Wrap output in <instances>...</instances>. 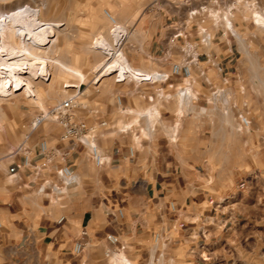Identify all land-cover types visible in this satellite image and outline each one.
<instances>
[{
  "label": "crops",
  "instance_id": "1",
  "mask_svg": "<svg viewBox=\"0 0 264 264\" xmlns=\"http://www.w3.org/2000/svg\"><path fill=\"white\" fill-rule=\"evenodd\" d=\"M152 8L166 26L160 30L145 16L137 17L134 32L149 37L130 47L157 65L144 69L170 73L181 56L168 45L170 19L158 4ZM182 84V77L160 85L115 81L100 94L86 121L108 160L94 175L101 189L82 193L79 174V183L62 197L55 215L31 212L26 197L37 195V186L28 171L13 182L2 170L0 264H264V134L252 128L238 137L224 122L183 115L180 103L156 98L158 88L174 94ZM143 126L147 135L138 130ZM150 128L155 136H149ZM135 142L147 144L148 151L131 157ZM37 196L44 207L46 202L48 208L58 205L50 195ZM157 233L162 237L158 243ZM110 235L118 245L108 241ZM77 241L86 245L79 255ZM113 248L121 253L108 256Z\"/></svg>",
  "mask_w": 264,
  "mask_h": 264
},
{
  "label": "rangeland",
  "instance_id": "2",
  "mask_svg": "<svg viewBox=\"0 0 264 264\" xmlns=\"http://www.w3.org/2000/svg\"><path fill=\"white\" fill-rule=\"evenodd\" d=\"M257 1L259 6L264 8V0ZM156 4L160 11L164 8L162 0H0V44L3 42L20 51L12 57V60H29L36 67L26 69L22 81L10 80L12 84L0 87V161L12 147L24 139L35 117L41 115L42 109H50L80 89V106L77 113L82 119L87 120L88 116L94 115L91 109L93 102L95 103L101 97L102 92L114 87V82L119 78L118 73L98 78L96 72V67L107 57L95 48V43L97 40L110 39L114 29L105 11H109L118 24L127 29V37L122 49L119 48V53L122 52L125 59L134 68H141V71L151 73L148 69H144L149 65L157 68V65L150 62L143 53L138 51V48L130 47V45L140 44L149 37L148 33L139 36L137 32H134L133 24L137 17L145 16V19L151 21L153 27L160 26V30L161 26H166V20L152 8ZM244 16L248 20H245ZM22 19L42 21L45 39L36 42L26 36L25 31L19 26ZM169 24L170 21H168ZM234 24L247 40L245 50L229 36L232 42L231 51L220 36L217 37L211 49H202L200 53L211 52L216 61L222 63L226 72L234 78L236 90L245 87L246 99L251 106L253 128L264 134V31L253 23L251 11L243 13L242 10H238ZM28 40L33 50L30 55L25 53ZM178 56H181L179 50ZM59 63L67 64L66 66L80 74L64 71L57 66ZM200 67L206 70L213 81L220 80V74L212 64H201ZM194 75L198 77L195 69ZM2 81L3 77L0 75V83ZM196 91L205 96L209 93L208 87L201 78L198 80ZM242 99L238 96L240 102ZM201 100L200 103L205 104L204 97ZM173 101L174 104L179 103L177 97ZM195 105L199 106V102ZM191 110L199 114V108L197 110L194 106ZM210 120L212 121L211 118ZM224 123L227 126L230 125L229 120ZM159 129L157 127L156 135ZM138 130L146 133L144 126ZM165 130L170 131V128ZM60 134V126L56 122L47 121L35 133L34 138L36 140L46 138L51 147L61 149L63 144L60 142ZM234 134L238 137L242 135L236 131ZM146 145L141 147L136 142L133 143L138 151H148L144 149ZM100 147L103 148L101 145ZM67 161L68 164H75L77 177L80 178L79 174L83 177V185L79 187L82 193H85L87 189L100 191L101 179L98 175L94 176L100 169L89 161L87 151L83 147H79L78 153L72 154ZM9 164L10 161L0 163V176L1 171L7 170ZM5 183L10 185L7 179ZM26 199L35 217L43 214L55 215L59 209V203L52 204L48 208L50 203L46 202L44 207L41 198L37 195L32 198L27 196ZM4 232L3 227L0 235ZM262 247L264 253V246Z\"/></svg>",
  "mask_w": 264,
  "mask_h": 264
},
{
  "label": "built area",
  "instance_id": "3",
  "mask_svg": "<svg viewBox=\"0 0 264 264\" xmlns=\"http://www.w3.org/2000/svg\"><path fill=\"white\" fill-rule=\"evenodd\" d=\"M164 8L161 12L166 13L170 19L168 25L171 33L168 36V45L171 49L180 51L181 58L172 65L170 73L158 72L151 78L133 80L129 72H125L118 83L134 82L140 84H166L172 77H182L183 84L178 86L174 94H165L162 87L158 88L156 98L163 101H173L175 97L183 100V115H195V117H208L212 121L230 122L231 128L240 134L251 132L253 119L251 117V106L246 99V89L242 87L238 90L234 87V78L226 72V68L221 62H217L214 55L210 53H200L202 49H210L215 44L217 37L224 39L226 45L232 51V42L229 38L234 36L227 24V19L234 22L239 0H162ZM250 2L252 9L260 11L264 15V8L259 6L257 0H244ZM241 1V2H244ZM254 1V2H253ZM105 15L115 25V19L109 11ZM235 25V24H234ZM236 41V40H235ZM237 42V41H236ZM204 57V60L202 58ZM201 61L212 64L220 74L218 82L213 81L206 70L200 67ZM194 69L198 72V77L194 75ZM208 87L207 96L196 91L198 80ZM190 93L193 94L191 98ZM238 96L243 99L240 102ZM80 89L68 98L57 103L47 113H41L35 117L30 125V129L24 139L16 146L12 147L2 158L0 163L10 161L7 168V175L13 182L20 179L22 172H29L32 176L31 184L37 186V195H50L54 203H59L63 196L76 185V175L73 167L67 163V159L72 155L75 148L83 147L87 151L89 161L101 169L107 165L108 160L98 143V136L93 127H90L85 119H82L77 109L80 106ZM204 97L205 108L198 110L195 104ZM195 106L199 114L189 110L190 106ZM192 108V107H191ZM181 115V116H183ZM47 121L56 122L61 129L60 142L73 143L70 148L51 147L46 138L35 139L34 135L39 128ZM106 126V123H102ZM124 131V132H128ZM154 129L150 128L149 136H155ZM138 152L136 146L129 148V153L133 157ZM39 159L38 161H36ZM174 209V206H172ZM119 217H124L123 210H118ZM60 219V223L64 221ZM3 224L0 221V233ZM82 236L86 232L81 233ZM108 241L116 246L119 244L116 236H108ZM162 239L161 234H155V241L158 243ZM85 244L81 241L75 243L74 251L77 255L85 249ZM120 248L107 250L108 256L119 255ZM203 259L204 257L201 256ZM205 260V259H204Z\"/></svg>",
  "mask_w": 264,
  "mask_h": 264
},
{
  "label": "bare ground",
  "instance_id": "4",
  "mask_svg": "<svg viewBox=\"0 0 264 264\" xmlns=\"http://www.w3.org/2000/svg\"><path fill=\"white\" fill-rule=\"evenodd\" d=\"M239 1L240 2L236 3L237 10H242L243 13H245L246 11H251L253 23H255L259 29L264 31V15L260 11L252 9L251 6L255 5V4L250 3V2H245L244 0H239ZM241 1H244V2H241ZM113 18L115 19L114 16H113ZM244 18H245V20H248V18L246 16H244ZM109 21L112 23V21L110 19H109ZM227 24H229V27H230L232 34H233L235 40L237 41L238 45L240 44L241 48L243 50H245L247 40L244 39L243 36L240 34L239 30L235 27L233 21H231L230 19H227ZM19 26H20V28L22 27V30L25 31L26 36L31 37L32 40H34L36 42H41L42 40L45 39V37L43 36V33H45V29L42 28L44 26L42 21L31 20V19H22L19 22ZM126 30L127 29L124 26L119 25L118 21L115 19V25H114V29H113L112 33L110 34L111 35L110 39L105 38L103 40H97L96 41L95 48L100 50L105 55V57H107V59L105 61H103L102 64H100L99 66L96 67V72H97L98 78H104V77L110 76L114 73H118L117 74L119 77L118 79H121V77L123 76V74L125 72H129L130 77L133 80L134 79L140 80L142 78L149 79V78H151V76L158 73V72H155L153 74L146 73L145 71H141L140 69L134 68L125 59L123 53L122 52L119 53V51H120L119 48L122 49L123 42H124V40H126V37H127ZM213 46H214V44L211 46V48ZM19 53H20V51H18L16 48H14L11 45L5 44L3 42L0 44V73H1L0 75L3 77V81L0 83V87H4V86L6 87V86L12 84L10 80L22 81V79H23L22 76L25 74V70L28 69L29 67H34L33 63L29 60L28 61H26V60H12L13 59L12 57L19 54ZM25 53L27 55H30L33 53V50L30 48V45H29V40H28V44L26 43ZM66 65H62L60 63L57 64V66L60 67L61 69H63L64 71L74 72L76 74H80V72L74 71L69 66H66ZM34 68H36V67H34ZM28 89H29V87H28ZM190 95L192 98L193 94L190 93ZM178 100H179L178 102L180 103V105L184 106L183 100L180 96L178 97ZM191 107H194V106L191 105L189 110H191ZM41 111L43 113H47L48 109L47 110L42 109ZM148 116H150V113H148ZM130 127H132V126H129L126 129H129ZM102 151H103V149H102ZM78 183H79V181H78V178L76 175V185ZM121 262H122V260H121Z\"/></svg>",
  "mask_w": 264,
  "mask_h": 264
}]
</instances>
